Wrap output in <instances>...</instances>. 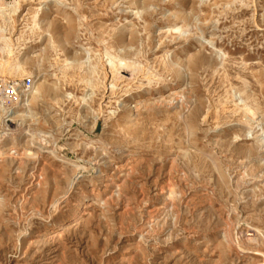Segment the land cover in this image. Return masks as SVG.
<instances>
[{"label": "rangeland", "instance_id": "rangeland-1", "mask_svg": "<svg viewBox=\"0 0 264 264\" xmlns=\"http://www.w3.org/2000/svg\"><path fill=\"white\" fill-rule=\"evenodd\" d=\"M13 5L0 264H264V0Z\"/></svg>", "mask_w": 264, "mask_h": 264}, {"label": "built area", "instance_id": "built-area-1", "mask_svg": "<svg viewBox=\"0 0 264 264\" xmlns=\"http://www.w3.org/2000/svg\"><path fill=\"white\" fill-rule=\"evenodd\" d=\"M13 2L15 0H0V4L5 2ZM5 48V41L0 37V53ZM31 85V80L28 79V83L24 81L11 80V79H0V104L6 109L8 105L13 102L19 93H22V87L28 90Z\"/></svg>", "mask_w": 264, "mask_h": 264}, {"label": "bare ground", "instance_id": "bare-ground-1", "mask_svg": "<svg viewBox=\"0 0 264 264\" xmlns=\"http://www.w3.org/2000/svg\"><path fill=\"white\" fill-rule=\"evenodd\" d=\"M20 0H15L13 2L10 3H14ZM6 3V2H5ZM9 3V2H8ZM4 4V3H2ZM0 4V15L3 16L4 18H7L8 21L12 20V16L15 14V12H17L19 10L20 5H13V6H8L6 8H2ZM0 31L4 32V30L2 28H0ZM7 44V47L9 46L10 42L8 43V41H6L5 45ZM6 47V46H5ZM10 48V47H9ZM6 60L3 57H0V69H2L3 67H5L6 65ZM8 64V63H7ZM123 65V64H122ZM121 65V66H122ZM130 66V65H129ZM7 67V65H6ZM125 68V67H124ZM23 96L25 97L28 93H26L25 91L22 92ZM14 107L11 108H6V109H1L2 113H4L7 116H11V114H13L15 111L13 110ZM248 110L249 112L254 116L256 114V109L255 108H251L248 106ZM247 110V111H248ZM15 114V113H14ZM13 114V115H14ZM249 119V118H248ZM7 121H13V119L10 117L7 119Z\"/></svg>", "mask_w": 264, "mask_h": 264}]
</instances>
